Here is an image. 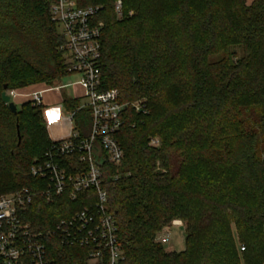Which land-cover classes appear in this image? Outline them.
I'll use <instances>...</instances> for the list:
<instances>
[{
    "label": "trees",
    "instance_id": "trees-1",
    "mask_svg": "<svg viewBox=\"0 0 264 264\" xmlns=\"http://www.w3.org/2000/svg\"><path fill=\"white\" fill-rule=\"evenodd\" d=\"M74 1L103 8L102 91L146 99L149 111L130 114L117 135L123 163L105 168L120 264H263L264 0H121L122 18L118 0ZM53 2L0 0V196L42 187L30 170L53 144L43 106L28 101L13 114L3 93L60 87L70 75ZM63 103L73 132L87 137L91 110ZM156 137L161 146L149 147ZM82 206L38 198L32 207L53 264L86 263V250L48 235ZM176 220L186 229L182 253L157 242Z\"/></svg>",
    "mask_w": 264,
    "mask_h": 264
},
{
    "label": "built area",
    "instance_id": "built-area-1",
    "mask_svg": "<svg viewBox=\"0 0 264 264\" xmlns=\"http://www.w3.org/2000/svg\"><path fill=\"white\" fill-rule=\"evenodd\" d=\"M102 10L100 6L80 8L74 0H54L51 5V20L64 38L61 50L68 72L80 76L76 85L82 88L87 108L91 110V131L85 138L73 132L66 139L53 141L44 157L34 162L30 174L42 187L23 188L0 196L3 264H53L43 242L44 233L28 219L38 198L50 205L65 198L71 203L83 204L80 210L60 219L48 235L64 247L86 250L85 264H120L124 260L118 223L109 207L105 168H119L123 163L125 154L117 135L127 125L130 114L146 115L149 111L146 99L123 102L118 90L103 92L101 89L104 24L98 18ZM115 11L121 18L122 1L115 4ZM42 94L35 92L27 98L34 105H42ZM160 146V138L149 140V147ZM171 226L184 224L176 220ZM169 227L160 233L158 243L170 242Z\"/></svg>",
    "mask_w": 264,
    "mask_h": 264
},
{
    "label": "crops",
    "instance_id": "crops-1",
    "mask_svg": "<svg viewBox=\"0 0 264 264\" xmlns=\"http://www.w3.org/2000/svg\"><path fill=\"white\" fill-rule=\"evenodd\" d=\"M56 88L57 87L49 88L45 84H36L28 88L18 90L20 92H17L15 97V99L18 100V103L23 104L26 102L28 95H31L35 92L43 93L42 116L47 127L48 135L52 141L66 139L73 133L75 129V123L72 119L73 114L68 112L65 104L63 103L64 96H68L71 99H79L80 107H83L81 104L82 101L87 102L84 98V92L79 85L75 86L74 95L69 92L64 93L62 91L63 88ZM66 114L69 115V120H71V123H69Z\"/></svg>",
    "mask_w": 264,
    "mask_h": 264
},
{
    "label": "rangeland",
    "instance_id": "rangeland-1",
    "mask_svg": "<svg viewBox=\"0 0 264 264\" xmlns=\"http://www.w3.org/2000/svg\"><path fill=\"white\" fill-rule=\"evenodd\" d=\"M118 1H121V0H118ZM132 14L133 13L131 12L130 15H132ZM122 17H123V14H122L121 18ZM238 53L241 54V51L238 50ZM217 58L218 57H214V58H211V60H216ZM79 79H80V77L78 75H75V74L68 75V76L64 77L63 80H62V82L60 83V86H68V87L67 88H63L62 91L64 93L69 92L72 95H74L75 86H76V83L79 81ZM17 92H20V91L15 90V91L8 92V94L12 96L13 100L18 105V108H20L22 104L18 103V100L15 99ZM27 101H28V98L26 99V102ZM82 102H81V104L84 106V108L85 109H88L87 108V103L84 102V101H82ZM66 117L68 118L69 123H71V120H69L70 118H69V115L68 114H66ZM169 232H170V242L169 243H166V244L165 243L164 244H161L163 246V248L167 252L182 253V252L186 251V249H187V236H186V229H185V227L184 226H181V227L180 226H170L169 227Z\"/></svg>",
    "mask_w": 264,
    "mask_h": 264
},
{
    "label": "water",
    "instance_id": "water-1",
    "mask_svg": "<svg viewBox=\"0 0 264 264\" xmlns=\"http://www.w3.org/2000/svg\"><path fill=\"white\" fill-rule=\"evenodd\" d=\"M7 89V87H6ZM3 102L9 106L10 110L12 111L13 114H17L18 113V105L16 104V102L13 100L12 96L8 94V92H4L3 93ZM19 129V128H18ZM19 136H20V132H18ZM100 165H103V161H100Z\"/></svg>",
    "mask_w": 264,
    "mask_h": 264
}]
</instances>
